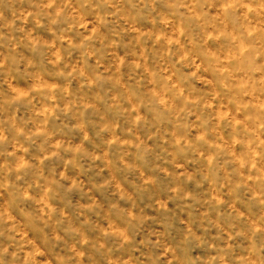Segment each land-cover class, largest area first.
Wrapping results in <instances>:
<instances>
[{
    "label": "clouds",
    "instance_id": "1",
    "mask_svg": "<svg viewBox=\"0 0 264 264\" xmlns=\"http://www.w3.org/2000/svg\"><path fill=\"white\" fill-rule=\"evenodd\" d=\"M0 264H264V0H0Z\"/></svg>",
    "mask_w": 264,
    "mask_h": 264
}]
</instances>
